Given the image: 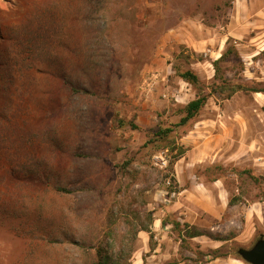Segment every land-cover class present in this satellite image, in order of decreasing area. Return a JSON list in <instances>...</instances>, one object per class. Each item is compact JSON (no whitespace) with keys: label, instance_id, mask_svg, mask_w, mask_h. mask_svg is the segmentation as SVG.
<instances>
[{"label":"rangeland","instance_id":"rangeland-1","mask_svg":"<svg viewBox=\"0 0 264 264\" xmlns=\"http://www.w3.org/2000/svg\"><path fill=\"white\" fill-rule=\"evenodd\" d=\"M233 8L234 0H0V264H94L100 244L131 262L138 227L152 226L178 190L175 163L193 148L183 139L217 122L228 159L196 167L195 181L204 198L216 197L211 182L221 179L228 208L216 222L197 212L183 223L230 238L219 241V253H233L223 258L239 259L236 250L264 234V93L251 91L264 89V28L226 37ZM22 24L26 52L10 44L9 29ZM197 93L209 94L205 107L179 126ZM255 202L263 209L248 224ZM181 247L179 259L191 251L188 263L208 264L201 253L210 248Z\"/></svg>","mask_w":264,"mask_h":264},{"label":"crops","instance_id":"crops-1","mask_svg":"<svg viewBox=\"0 0 264 264\" xmlns=\"http://www.w3.org/2000/svg\"><path fill=\"white\" fill-rule=\"evenodd\" d=\"M257 28H264V0H234V8L227 26L226 37L242 38L246 33L255 31ZM203 35H205V32L202 30V33L199 34L201 39ZM260 51L264 52V44ZM178 90L176 89L174 92L178 93ZM179 95L181 97V94ZM214 124H210V128L213 126L211 130H208L210 128H202L198 134L196 133L197 131H194L191 135L192 137L189 138V135L187 136L189 139H183V142L192 140L190 146L192 145L193 148L190 153L175 163L174 177L178 184V190L172 192L166 198V201L169 200L167 206L158 209L154 213V222L151 226L152 231L155 233L154 246H150V236L147 232H139L141 251L135 254L131 264H166L170 262H174V264H190L184 258L186 256L187 258L188 256L193 257L194 255L191 251H185L184 258L179 259L182 240L174 239V235L170 232L171 224H164L168 216L173 217V220L179 223H183L188 216H192V213L197 214V212L208 214L214 218L215 222L222 219L225 210L228 208L227 190L223 186L222 180L216 178L211 182L210 188L214 190H211V193H216V197H210L208 194L210 190H208L206 192L208 196L204 198L201 195L204 192H199L198 183L195 181L196 167L208 166L216 162L225 164V160L228 159L229 151L226 150L225 152L224 150L226 133H224L220 125L217 126L218 122ZM202 185L207 189L205 184ZM198 195L202 197L200 198ZM262 209V203L260 202L250 205L249 212L246 214L248 224L258 217ZM188 241L192 242V244H200L202 248L211 249V252H206L203 256L204 259L208 260V264H246L233 257L214 258L212 251L219 248V241L205 236L192 238Z\"/></svg>","mask_w":264,"mask_h":264},{"label":"trees","instance_id":"trees-1","mask_svg":"<svg viewBox=\"0 0 264 264\" xmlns=\"http://www.w3.org/2000/svg\"><path fill=\"white\" fill-rule=\"evenodd\" d=\"M24 24L22 25H17L14 28L9 29L10 33H11V38H10V44L13 45L14 48H20L18 49L19 52H26V50H24L23 48H21V46L23 45V32H25L24 29ZM26 33V32H25ZM14 34V35H13ZM30 36H34L33 32H29L27 37ZM23 49V50H22ZM8 50V49H7ZM6 50V51H7ZM9 51V50H8ZM32 52V51H29ZM227 52L224 53L219 60H216L213 62V67L217 72L219 71V62L221 60H223L226 56ZM8 58L9 56H11V53L7 52ZM24 61V60H23ZM28 67V66H27ZM26 67V68H27ZM176 71V75L179 79L183 80L184 82L192 85V87L194 88H199L202 85V81L200 80V78L198 77V75L192 71V70H185V71H180L179 69H175ZM217 76V75H216ZM240 90H243V88L239 85L237 87H235L232 90V93L228 95L227 98L231 97V95L235 92H238ZM251 91L257 93V92H263L264 93V89H251ZM215 92V91H212ZM209 98V94L208 95H203V94H199L197 93L196 97L191 100L190 102H188L184 108V116L181 119L179 126H183L185 124H187L189 121H191L192 119H194L200 112L201 110L205 107L207 100ZM138 127H136L135 125L133 126V129H137ZM171 132V129H167L165 131H160L161 136H165L167 133ZM183 154L180 153L176 159H178L181 155ZM173 183L175 184V179L172 178ZM169 192H173V190H170ZM164 224H171V226H173L174 230H179L180 234L182 232V235L180 237V239L182 240V243L188 241L189 239L192 238H197V237H208L212 240H216V241H221V242H227L228 240H230V238H226V237H219L214 235L211 232H206V231H200L198 230L196 227L189 225L188 223H179V222H175V221H169L168 219H166L164 221ZM138 232L139 231H145L149 234L150 236V246L153 242V232L151 230V222L145 224V225H141L140 227H138ZM181 228V229H180ZM181 243V245H182ZM113 244H109V245H104L102 246L101 244L99 246L96 247V262L94 264H131L130 259L129 263L127 262H123L124 260H126V255L124 252L121 251H116V249L112 246ZM212 256L214 258H223V257H227V256H231L233 255V253L228 252V253H219V249L213 250L212 251ZM203 256L205 254L201 253ZM169 264H174V262H170Z\"/></svg>","mask_w":264,"mask_h":264},{"label":"water","instance_id":"water-1","mask_svg":"<svg viewBox=\"0 0 264 264\" xmlns=\"http://www.w3.org/2000/svg\"><path fill=\"white\" fill-rule=\"evenodd\" d=\"M236 255L246 264H264V234L259 235L250 248H238Z\"/></svg>","mask_w":264,"mask_h":264},{"label":"built area","instance_id":"built-area-1","mask_svg":"<svg viewBox=\"0 0 264 264\" xmlns=\"http://www.w3.org/2000/svg\"><path fill=\"white\" fill-rule=\"evenodd\" d=\"M152 77H155V75H153ZM152 77L149 79V81H150V82H148V85H149V86H151V84L153 83V82H152V80H153ZM167 184H168V185L170 184V180L167 181ZM170 227H171V226H170Z\"/></svg>","mask_w":264,"mask_h":264}]
</instances>
